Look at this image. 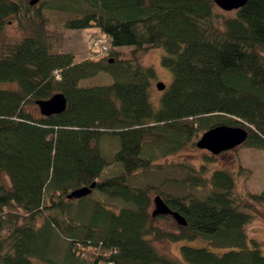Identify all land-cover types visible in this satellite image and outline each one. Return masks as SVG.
Listing matches in <instances>:
<instances>
[{"label":"trees","instance_id":"16d2710c","mask_svg":"<svg viewBox=\"0 0 264 264\" xmlns=\"http://www.w3.org/2000/svg\"><path fill=\"white\" fill-rule=\"evenodd\" d=\"M32 1L0 0V264H264V242L245 231L264 188L238 196L232 169L211 170L215 155L157 177L162 159L222 124L264 151V0L232 13L215 0ZM89 28L92 55L62 49L60 29ZM156 48L172 76L163 91L141 60ZM100 73L112 82L81 84ZM57 92L63 113L27 109ZM157 196L187 225H155ZM220 234L223 252L183 244L171 257L153 243Z\"/></svg>","mask_w":264,"mask_h":264},{"label":"rangeland","instance_id":"374dc122","mask_svg":"<svg viewBox=\"0 0 264 264\" xmlns=\"http://www.w3.org/2000/svg\"><path fill=\"white\" fill-rule=\"evenodd\" d=\"M234 11H230L232 13ZM94 30L92 28L83 29V30H66L60 29V32L63 34V37L60 39V44L64 51H70L77 54V59L82 60L87 58L90 53L89 49V36ZM9 35L12 38L16 37V34H19L16 25L14 27H9L7 29ZM164 54L162 48H156L150 50L148 53H142L141 60L146 65H153L159 75V81H171L172 76L171 72L164 68L161 65V58ZM112 82L110 75L105 73H100L96 77L88 78L83 80L81 84L85 87L99 85V84H109ZM11 85V84H8ZM156 87V85H155ZM157 88V87H156ZM158 94L157 98H159ZM27 109L31 111L34 115L40 116L41 112L39 106L34 102L27 104ZM205 155H214L208 150L198 148L197 146H188L183 150L171 154L165 159H162L160 162L165 165L166 169H163L165 172L157 177L167 178V177H177L181 178L184 176V172H174L176 167H171L173 164H185L192 163L195 166L199 167L204 163ZM216 162L214 164L210 163L211 170L220 166L222 168H230L237 175V189L236 194L244 195L249 192L259 193L264 188V151L258 149L248 148L244 145H240L237 148L222 152L215 155ZM243 168V169H241ZM180 169V168H177ZM139 176V175H138ZM145 174H143V178ZM143 178L137 177L136 183L141 185L144 183ZM158 182V181H156ZM155 194H152L154 201ZM156 209V205L153 204L151 212ZM163 215L164 217H161ZM155 225H157L161 230L166 231H176L177 221L171 214L164 215L162 213L156 214L154 216ZM247 236L250 238L258 239L264 242V208L259 209L258 215L249 223L245 229ZM232 235L234 233L232 232ZM225 240V235L220 234L218 237L210 238H200L196 241H179L171 242L168 240H154L153 243L156 248L163 254L177 257L180 256V248L183 244H189L194 247L206 246L213 251L223 252L230 249L231 244H222ZM43 264V263H40Z\"/></svg>","mask_w":264,"mask_h":264},{"label":"water","instance_id":"95a60500","mask_svg":"<svg viewBox=\"0 0 264 264\" xmlns=\"http://www.w3.org/2000/svg\"><path fill=\"white\" fill-rule=\"evenodd\" d=\"M217 5L225 11H232L240 9L245 6L249 0H215ZM37 0H33L32 4H35ZM157 87L160 91L166 88L164 82H158ZM39 106L40 112L43 116H51L54 114H61L67 109V99L62 92L55 93L48 99H39L36 101ZM248 138V131L241 126L232 125H218L205 131L197 142V146L201 149L208 150L214 155L222 152L234 149L246 142ZM95 183L91 185L94 187ZM91 192L88 187H82L75 189L69 196L74 198L83 197ZM156 209L153 212V216L156 214H171L174 216L179 225L186 226V218L169 207V205L162 199L161 196L155 198Z\"/></svg>","mask_w":264,"mask_h":264},{"label":"bare ground","instance_id":"6f19581e","mask_svg":"<svg viewBox=\"0 0 264 264\" xmlns=\"http://www.w3.org/2000/svg\"><path fill=\"white\" fill-rule=\"evenodd\" d=\"M237 148V147H236ZM174 217V216H173ZM175 219V218H174ZM176 220V219H175ZM178 223V222H177Z\"/></svg>","mask_w":264,"mask_h":264}]
</instances>
